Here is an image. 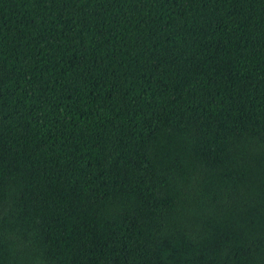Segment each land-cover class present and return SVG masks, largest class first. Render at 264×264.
<instances>
[{
    "label": "trees",
    "instance_id": "obj_1",
    "mask_svg": "<svg viewBox=\"0 0 264 264\" xmlns=\"http://www.w3.org/2000/svg\"><path fill=\"white\" fill-rule=\"evenodd\" d=\"M0 264H264V0H0Z\"/></svg>",
    "mask_w": 264,
    "mask_h": 264
}]
</instances>
